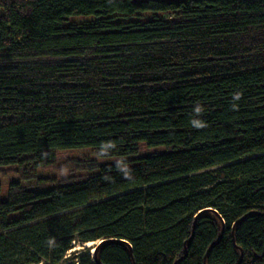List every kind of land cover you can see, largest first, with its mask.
I'll list each match as a JSON object with an SVG mask.
<instances>
[{
	"label": "trees",
	"instance_id": "16d2710c",
	"mask_svg": "<svg viewBox=\"0 0 264 264\" xmlns=\"http://www.w3.org/2000/svg\"><path fill=\"white\" fill-rule=\"evenodd\" d=\"M9 174L0 264H264V0H0Z\"/></svg>",
	"mask_w": 264,
	"mask_h": 264
},
{
	"label": "rangeland",
	"instance_id": "374dc122",
	"mask_svg": "<svg viewBox=\"0 0 264 264\" xmlns=\"http://www.w3.org/2000/svg\"><path fill=\"white\" fill-rule=\"evenodd\" d=\"M142 153H146V152H152V150H145L144 148H142L141 150ZM82 157H88V153L87 152H65V153H61L59 154L58 156V163H61L62 161H68L70 159L72 163H78L80 161V158ZM101 164H105V163H114L113 161L111 160H107V161H100ZM62 164V163H61ZM44 173H47V174H54L53 170H50V171H44ZM75 171L74 169H70L69 172L67 171H55V176H56V180L57 181H60V180H64L66 178H69V177H73L75 176ZM77 177V175H76ZM17 178L15 176H13L12 174H9L7 177H2L0 175V183L2 185H4L6 187L7 183L10 182V181H16ZM25 187L27 188H31V189H35V185H33V183H29V182H23L22 183ZM91 243V242H90ZM99 243L97 242V244H93L94 246H92V250H94V247L96 245H98ZM83 251V252H88V254L90 253L91 251V247H86L83 245V247L79 246V245H74L73 248L68 251L67 253V256L66 258L70 257L72 252H75V251Z\"/></svg>",
	"mask_w": 264,
	"mask_h": 264
},
{
	"label": "bare ground",
	"instance_id": "6f19581e",
	"mask_svg": "<svg viewBox=\"0 0 264 264\" xmlns=\"http://www.w3.org/2000/svg\"><path fill=\"white\" fill-rule=\"evenodd\" d=\"M95 244H97L96 242H89V243H86V244H84V246H86V247H91V251H90V255H92V253H93V250H92V246H94Z\"/></svg>",
	"mask_w": 264,
	"mask_h": 264
},
{
	"label": "water",
	"instance_id": "95a60500",
	"mask_svg": "<svg viewBox=\"0 0 264 264\" xmlns=\"http://www.w3.org/2000/svg\"><path fill=\"white\" fill-rule=\"evenodd\" d=\"M100 244V243H99ZM98 244V245H99ZM98 245H96L95 247H94V250H93V253H92V256L95 258V253H96V247L98 246Z\"/></svg>",
	"mask_w": 264,
	"mask_h": 264
},
{
	"label": "clouds",
	"instance_id": "9594fccd",
	"mask_svg": "<svg viewBox=\"0 0 264 264\" xmlns=\"http://www.w3.org/2000/svg\"><path fill=\"white\" fill-rule=\"evenodd\" d=\"M238 98V97H237ZM203 125H198V127H202Z\"/></svg>",
	"mask_w": 264,
	"mask_h": 264
}]
</instances>
